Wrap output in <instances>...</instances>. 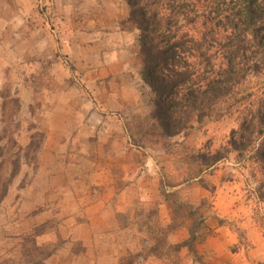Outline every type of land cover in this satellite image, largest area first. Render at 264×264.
Here are the masks:
<instances>
[{"label": "rangeland", "instance_id": "rangeland-1", "mask_svg": "<svg viewBox=\"0 0 264 264\" xmlns=\"http://www.w3.org/2000/svg\"><path fill=\"white\" fill-rule=\"evenodd\" d=\"M126 8L0 0V264H244L264 237L260 165L226 149L264 69L165 135Z\"/></svg>", "mask_w": 264, "mask_h": 264}, {"label": "trees", "instance_id": "trees-1", "mask_svg": "<svg viewBox=\"0 0 264 264\" xmlns=\"http://www.w3.org/2000/svg\"><path fill=\"white\" fill-rule=\"evenodd\" d=\"M125 1V21L138 30L140 75L165 135L178 133L192 116L200 120L264 69V0ZM226 149L250 154L264 175L263 104L243 115ZM9 182H0V201ZM193 238L184 244L191 248Z\"/></svg>", "mask_w": 264, "mask_h": 264}, {"label": "crops", "instance_id": "crops-1", "mask_svg": "<svg viewBox=\"0 0 264 264\" xmlns=\"http://www.w3.org/2000/svg\"><path fill=\"white\" fill-rule=\"evenodd\" d=\"M114 2V1H113ZM114 4V3H113ZM118 12L115 11V13L113 14V17L115 18L112 22H113V28L116 29H120L118 25V20L117 19H126V17L128 16V8H126L125 13L122 12L121 16L119 17ZM127 29H122V33L125 32L127 33L128 30ZM134 32L138 30L136 28H134L133 30H131L130 32ZM129 32V33H130ZM138 37V36H137ZM255 238L257 239L256 241H253V246H249V249H245V252L242 254L241 252L244 250L243 245L239 248V252H234V254H237L236 257L239 258L241 256V259H243L244 264H258V262H262L264 261V237L263 236H259L256 235ZM260 250V252H259Z\"/></svg>", "mask_w": 264, "mask_h": 264}]
</instances>
